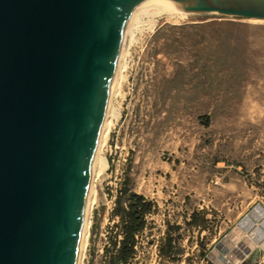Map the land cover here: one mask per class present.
I'll use <instances>...</instances> for the list:
<instances>
[{
	"label": "rangeland",
	"instance_id": "374dc122",
	"mask_svg": "<svg viewBox=\"0 0 264 264\" xmlns=\"http://www.w3.org/2000/svg\"><path fill=\"white\" fill-rule=\"evenodd\" d=\"M176 14L137 34L85 264H109L127 179L157 208L130 264L262 261L254 256L264 240V23ZM195 84L199 95L185 96Z\"/></svg>",
	"mask_w": 264,
	"mask_h": 264
},
{
	"label": "water",
	"instance_id": "95a60500",
	"mask_svg": "<svg viewBox=\"0 0 264 264\" xmlns=\"http://www.w3.org/2000/svg\"><path fill=\"white\" fill-rule=\"evenodd\" d=\"M163 0L264 21V0ZM134 0H0V264H76Z\"/></svg>",
	"mask_w": 264,
	"mask_h": 264
},
{
	"label": "bare ground",
	"instance_id": "6f19581e",
	"mask_svg": "<svg viewBox=\"0 0 264 264\" xmlns=\"http://www.w3.org/2000/svg\"><path fill=\"white\" fill-rule=\"evenodd\" d=\"M203 3H209V0H201ZM175 12L169 10L163 0H134L128 20L125 26L124 42L122 56L115 77L114 85L108 101L104 121L100 130L90 188L87 199L84 229L80 242V248L76 264H85L87 251L91 234V216L93 206L96 202V183L104 174L108 167L106 152L109 147L111 135L116 126L122 119L124 103L127 99L126 87L129 82V74L131 70L130 61L132 58L133 48L136 44L137 34L143 33L144 27L155 23L156 19L175 16ZM185 17V14H180ZM253 23H264V21H250ZM194 89V94L191 90ZM185 96L192 98L199 95V89L188 86L184 89Z\"/></svg>",
	"mask_w": 264,
	"mask_h": 264
},
{
	"label": "trees",
	"instance_id": "16d2710c",
	"mask_svg": "<svg viewBox=\"0 0 264 264\" xmlns=\"http://www.w3.org/2000/svg\"><path fill=\"white\" fill-rule=\"evenodd\" d=\"M208 118L205 121L208 122ZM156 204L142 195L136 194L130 180H125L118 191L112 219L118 220L119 234L112 239V252L109 264H130L137 254L138 237L145 231L148 218L156 214ZM197 214H193L190 226L198 224ZM178 230V229H176ZM173 241L167 240L160 252L163 257L173 256Z\"/></svg>",
	"mask_w": 264,
	"mask_h": 264
},
{
	"label": "crops",
	"instance_id": "0c3cea01",
	"mask_svg": "<svg viewBox=\"0 0 264 264\" xmlns=\"http://www.w3.org/2000/svg\"><path fill=\"white\" fill-rule=\"evenodd\" d=\"M259 248H260L259 253L256 256H254V258H257L258 256V260L260 259V257L262 260H264V240L262 241V245Z\"/></svg>",
	"mask_w": 264,
	"mask_h": 264
},
{
	"label": "built area",
	"instance_id": "2783aa9c",
	"mask_svg": "<svg viewBox=\"0 0 264 264\" xmlns=\"http://www.w3.org/2000/svg\"><path fill=\"white\" fill-rule=\"evenodd\" d=\"M259 264H264V260H262Z\"/></svg>",
	"mask_w": 264,
	"mask_h": 264
}]
</instances>
